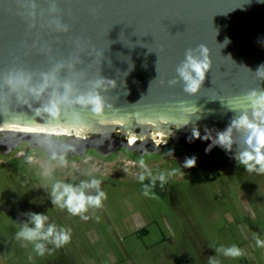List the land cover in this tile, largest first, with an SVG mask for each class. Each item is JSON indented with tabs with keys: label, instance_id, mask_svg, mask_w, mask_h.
<instances>
[{
	"label": "water",
	"instance_id": "water-1",
	"mask_svg": "<svg viewBox=\"0 0 264 264\" xmlns=\"http://www.w3.org/2000/svg\"><path fill=\"white\" fill-rule=\"evenodd\" d=\"M200 45L211 67L189 94L177 68ZM261 65L264 0H0V126L39 129H0L8 148L0 154L26 142L63 159L90 150L110 158L121 148L139 157L174 145L205 149L238 115L229 101L264 90ZM13 70L30 75L27 88L6 84ZM51 73L56 80L33 94ZM99 78L114 82L97 90L102 114L77 104L62 105L56 116L44 110L65 82L75 99Z\"/></svg>",
	"mask_w": 264,
	"mask_h": 264
},
{
	"label": "rangeland",
	"instance_id": "rangeland-1",
	"mask_svg": "<svg viewBox=\"0 0 264 264\" xmlns=\"http://www.w3.org/2000/svg\"><path fill=\"white\" fill-rule=\"evenodd\" d=\"M244 147L205 154L174 145L142 157L121 148L110 158L90 150L65 163L26 144L0 154V264H264V174L239 162ZM93 179L107 199L87 220L52 203L55 183ZM33 214L48 217L45 230L70 229V243L18 239ZM233 245L242 256L223 254Z\"/></svg>",
	"mask_w": 264,
	"mask_h": 264
},
{
	"label": "clouds",
	"instance_id": "clouds-1",
	"mask_svg": "<svg viewBox=\"0 0 264 264\" xmlns=\"http://www.w3.org/2000/svg\"><path fill=\"white\" fill-rule=\"evenodd\" d=\"M225 43H228L227 39ZM211 67L209 49L205 45H200L197 49H188L185 52L183 63L177 68L179 78L184 82V91L189 94H196L201 88L205 76ZM258 77L264 78V65H261L256 71ZM55 81L54 73L45 74L44 82L39 89L32 88L30 91L39 95L49 87V81ZM30 81V75L23 70L10 71L6 77V84L13 90L27 88ZM172 83H175L173 81ZM106 84H114L113 81H106L99 78L92 82V89L87 93L79 94L72 99L73 86L70 82L63 84V94L53 93L44 110L56 116L62 105L77 104L89 107L94 114H102L105 109L104 98L100 95L98 89ZM235 103L238 107H232ZM229 105L238 113L231 121L229 127L217 134L216 143L226 150H230L233 145L232 132L234 129L241 130L243 133V144L245 147L237 155V159L243 164L247 171L264 174V90H250L243 96L229 101ZM246 107H242L245 106ZM210 150V149H209ZM55 159V156L53 157ZM61 162L65 163L61 157ZM195 157L186 160L185 167L195 165ZM143 177H141V180ZM159 179L163 182L165 177L161 175ZM101 181L93 179L90 182H83L78 187L70 183L57 182L52 188V203L62 209H66L72 216H79L82 220L88 217L83 215L91 208H101L103 201L107 199L106 193L100 189ZM95 188V195L87 194L86 190ZM47 216L42 214H33L32 223L34 227L25 226L17 233V238L25 241H43L51 240L57 248L67 245L71 241L70 229H57L55 224H50L45 230ZM259 243V241H258ZM35 250L39 255H44L45 246L43 243H36ZM223 254L228 257L237 258L243 255L242 250L233 245L223 249Z\"/></svg>",
	"mask_w": 264,
	"mask_h": 264
},
{
	"label": "flooded vegetation",
	"instance_id": "flooded-vegetation-1",
	"mask_svg": "<svg viewBox=\"0 0 264 264\" xmlns=\"http://www.w3.org/2000/svg\"><path fill=\"white\" fill-rule=\"evenodd\" d=\"M0 129H2V128L0 127ZM137 140H139V138H137ZM23 144H26L27 147L30 149V144H29V143L26 142V143H23ZM21 145H22V144H21ZM21 145H20V146H21ZM219 147H220V146H217V147H215V148H213V149H211V147H210V148L207 147V148L204 149V147H202V146H194V149L199 150L198 152H201V153L211 154V153L216 152L217 149H218ZM164 148H166V147L160 148V151H161L162 149H164ZM208 148H209L210 150H209ZM7 149H8V148L5 147L4 145H0V152H5V151H7ZM102 150H103L104 152H108L107 147H103ZM15 151H16V150H15ZM15 151L13 152V154L15 153ZM37 151H40V150H37ZM40 152H42V153H44V154L47 155V153H45V152H43V151H40ZM93 152H95V153H97L98 155L104 157L101 153L97 152L96 150H93ZM132 153H133V152H132ZM134 154H135V153H134ZM14 155H17V153H15ZM135 155H137V154H135ZM57 159H61V158H57Z\"/></svg>",
	"mask_w": 264,
	"mask_h": 264
},
{
	"label": "bare ground",
	"instance_id": "bare-ground-1",
	"mask_svg": "<svg viewBox=\"0 0 264 264\" xmlns=\"http://www.w3.org/2000/svg\"><path fill=\"white\" fill-rule=\"evenodd\" d=\"M0 127L5 128V129L10 128V129L19 130V131H36V132L39 131V129H37V128H28V127H6V126H0ZM134 141H136L135 138L132 139V142H134ZM238 144H243V138H233V145H238ZM217 146H219V145L216 143V141H214V143L211 144L209 146V148L211 147V149H213Z\"/></svg>",
	"mask_w": 264,
	"mask_h": 264
},
{
	"label": "trees",
	"instance_id": "trees-1",
	"mask_svg": "<svg viewBox=\"0 0 264 264\" xmlns=\"http://www.w3.org/2000/svg\"><path fill=\"white\" fill-rule=\"evenodd\" d=\"M239 145H244V144H238V145H232V146H239Z\"/></svg>",
	"mask_w": 264,
	"mask_h": 264
}]
</instances>
